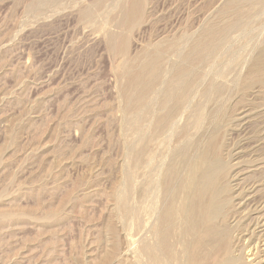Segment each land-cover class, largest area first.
Returning a JSON list of instances; mask_svg holds the SVG:
<instances>
[{"label":"rangeland","instance_id":"374dc122","mask_svg":"<svg viewBox=\"0 0 264 264\" xmlns=\"http://www.w3.org/2000/svg\"><path fill=\"white\" fill-rule=\"evenodd\" d=\"M36 1L0 0V212L16 214L0 219V264H141L139 221L123 218L117 203L139 136L126 123L122 58L106 44V30H119L107 17L116 0L92 20L78 8L92 0L35 10ZM213 1L215 10L226 0L196 4ZM192 2L151 0L130 33L129 55L138 56L151 32L185 26L199 6ZM249 98L253 111L264 110V89ZM238 100L228 102L231 116L244 105ZM235 122L226 127L230 144L253 130L247 124L240 132ZM238 155L233 184L245 185L255 167L245 152ZM139 175L137 168L136 190ZM131 200L138 206L137 191Z\"/></svg>","mask_w":264,"mask_h":264},{"label":"bare ground","instance_id":"6f19581e","mask_svg":"<svg viewBox=\"0 0 264 264\" xmlns=\"http://www.w3.org/2000/svg\"><path fill=\"white\" fill-rule=\"evenodd\" d=\"M62 1L38 0L33 8ZM105 1L80 4L81 17L94 19ZM150 2L116 0L107 17L119 30L105 32L108 49L122 58L118 74L125 80L128 131L139 136L137 150L129 144L124 189L117 196L123 218L139 221V260L264 264V110L248 105L250 94L264 89V0H226L215 10L214 1L201 7L193 0L198 7L185 26L151 32L132 58L130 33L145 21ZM236 97L244 105L231 116L229 103ZM233 117L235 129L253 130L230 144ZM244 152L255 172L245 185L233 184L232 162ZM136 191L135 207L130 200ZM15 215L2 211L0 219Z\"/></svg>","mask_w":264,"mask_h":264}]
</instances>
